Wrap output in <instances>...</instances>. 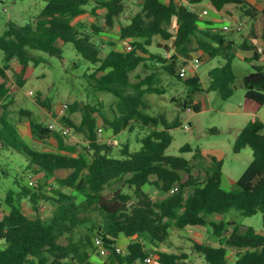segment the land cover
Returning a JSON list of instances; mask_svg holds the SVG:
<instances>
[{
  "label": "trees",
  "instance_id": "16d2710c",
  "mask_svg": "<svg viewBox=\"0 0 264 264\" xmlns=\"http://www.w3.org/2000/svg\"><path fill=\"white\" fill-rule=\"evenodd\" d=\"M45 1L46 6L36 21L24 25L13 20L7 22L0 34V51L3 54L0 76L5 77L12 63L17 61L20 66L17 81L23 86L31 73V64L38 65L41 61L32 55V50L60 56L63 43L71 42L85 59L97 65L96 72H103L97 78L92 74L96 87L118 98L121 116L117 120L104 119L114 133L118 134L127 127L131 132L134 128L132 121L153 128L140 139L138 150H131L127 142L115 151L110 144L98 138L99 109L86 104L79 124L70 119H64V122L85 133L90 150L88 159L83 154L75 156L34 149L14 123L0 116L1 147L22 153L26 157L24 170L40 176L44 183L37 190L21 184L17 190L8 191L4 199L0 197V212L4 202L9 207L0 216V241H3L0 244V264H96L91 253L96 248L97 237L110 250V264H152L145 261L150 254L154 255L155 264H188L187 254L162 251L156 248L157 244L168 238L171 227L182 229L207 224L212 227L220 244L196 243V250L203 254L206 264H226L230 247L238 250L234 264H264V234L252 226L242 228L235 220L213 221L209 218L232 209L246 216L259 212L264 214V123L258 118L249 121L235 138L234 152L250 147L253 160L235 186L224 189L222 159L212 158L205 171L206 177L200 180L192 172V160L203 159L198 148L192 160L167 154L173 141L170 130L181 125L179 117L164 122L163 128H159L161 118L145 112L141 99L144 93L161 94L164 88L154 86L149 78L134 83L130 77L141 63L156 62L159 67L155 70H163L176 77L187 89L180 103L183 110L192 107L195 112L201 111V104L194 100L195 95L202 91L217 90L224 99H228L234 93L236 76L232 63L237 50H254V58L258 60L260 57L255 42L260 38V31L264 38L261 26L264 6L259 9L247 0H211L217 10L228 3L245 7V15L252 20L251 30L248 37L238 43L236 32H223L183 3L143 0L140 10L129 23H120L118 29L119 39L129 41L132 50L119 51L110 42L108 54L101 58L99 51L102 46L93 39L100 29L94 24L89 29L85 23H74V19L87 11L98 16V11L104 9L103 24L114 26L125 10V0ZM201 1L189 0L194 4ZM174 22L177 26L175 32L171 30ZM157 35L164 42L171 41V44L162 46L170 56L151 51ZM197 50H202L210 58L224 60L209 71L206 89L198 73L189 74L186 78L178 73L182 65L188 64L192 52ZM181 58L184 60L179 66ZM145 84L147 86L143 88ZM242 85L246 89L249 108L264 105V66H255L254 71L243 77ZM8 93L7 83L0 81V104ZM77 107L75 103L72 111ZM20 113L31 114L26 110ZM30 127L39 140L45 141L53 135L63 146L61 132L33 119ZM192 150L189 144L180 148L181 152ZM58 169H66L69 174L55 177L57 188L45 189L46 181L54 177ZM184 173L188 175L185 181ZM177 184L178 191L171 193ZM147 186L150 190L146 189ZM106 187H114L109 196L104 193ZM188 187L190 192H187ZM160 192L162 196L154 200V193ZM79 196L82 198L78 199ZM24 198L32 204L33 216L26 213ZM41 201L51 206L46 217L40 213ZM130 201L133 202L132 208L128 207ZM82 227L86 231H82ZM76 233L77 238L74 237ZM120 235L128 237L130 242L117 253L115 245ZM62 237L67 238L66 243L60 241Z\"/></svg>",
  "mask_w": 264,
  "mask_h": 264
},
{
  "label": "rangeland",
  "instance_id": "374dc122",
  "mask_svg": "<svg viewBox=\"0 0 264 264\" xmlns=\"http://www.w3.org/2000/svg\"><path fill=\"white\" fill-rule=\"evenodd\" d=\"M142 1L125 0V10L118 19L119 22L116 21L114 26L100 24L90 11H87L83 15V21H85L84 23L88 28L93 24L96 25L100 29V33H97V35L102 34L106 40H114L112 42L115 44V49L118 47L117 50L126 51L123 48V40H120L119 36L116 35L118 34L116 30L119 28V25L129 23L133 15L140 10ZM247 1L251 2L250 4L252 5L254 4L253 2L255 4L263 2V0ZM176 2L178 4H185L196 13L202 12L205 9L208 10L205 18L217 26L242 21L245 24V28L241 33H237L240 40L238 42L241 43V40L248 37L252 20L245 15L244 6L228 3L221 10H217L211 0H202L195 4V6L189 0H176ZM45 6V0H0V34L10 20L16 21L21 25L36 21ZM261 26L264 28V18L261 20ZM171 30L176 31L175 22ZM114 32L116 33L115 35L113 34ZM97 35L94 34L93 39L102 46L99 56L103 58L108 54V51L103 47L104 41H99ZM261 35L262 32L260 31V38L255 42L256 47L259 45L261 47L264 46V38ZM165 43L171 44V41L164 42L157 35L150 49L154 53L168 57L170 55L166 50L162 49ZM61 48L62 53L60 56L51 55L40 50H32V55L40 58L41 61L38 65L31 64V73L23 86H20L17 81V74L20 70L17 61L12 63L5 77L0 76V81L6 82L9 87L8 96L0 104V116H5L21 129L22 137L34 149L61 152L75 156L83 154L86 158L90 159L89 142L85 133L78 131L73 125L64 122V119H70L75 124H79L82 119L84 106L90 104L96 106L101 112L97 113V122L103 128L102 132L98 131V138L101 142L110 144L115 151L119 150L127 142L130 144L131 150H138L141 147L140 139L148 134L153 127L132 121L131 123L134 128L131 132L128 131L129 128L127 127L120 133L115 134L111 126L104 119L117 120L121 116L122 112L118 106V98L112 93L97 88L96 80L92 77V74H95L96 78L100 77L103 72H96L97 65L85 59L76 50L73 43H63ZM254 52V50L237 52L238 54L232 63L236 79L234 93L231 97L224 99L217 90L202 91L195 95V100L202 105L199 112L182 109L180 103L185 98L187 89L176 77L169 76L163 70H155V67H159V64H156V62L147 61L145 64L141 63L130 74L131 80L134 83L142 82L149 78L151 80L150 83L154 86L164 88V92L161 94L147 92L144 93L141 99L145 104V112L161 118L162 122L159 123V128H163L164 122H171L179 117L181 125L170 130L173 141L167 149V154L182 156L188 160H192L198 148L203 154V159L192 160L194 165L192 172L194 176H199L200 180L206 177L205 171L211 164L212 158L222 159L223 187L227 190L235 186V182L253 160V152L250 147L242 149L239 153L234 152L235 138L241 129L249 121L254 120V118H258L264 123V105L256 109L249 108V105L246 104V89L242 85L243 77L249 72L254 71L255 66H264L262 65L264 54L260 55L259 59L261 58V60L258 61L259 59L256 60L254 58ZM194 57H199L200 65L196 71L190 70L189 73H198L202 85L206 89L210 80V69L218 66L220 63H218L217 58H208L198 50L192 52L188 63ZM183 60L182 58L180 59L179 66ZM2 61L3 54L0 51V64ZM146 86V84L143 85V88ZM75 103L78 104V107L75 111H72L71 107ZM63 104H68L69 106L66 112L61 115L59 111ZM21 110H26L31 114H22L20 113ZM31 119L44 125H48L56 120L60 124L70 127L71 131L68 134L62 133L61 140L63 146L59 145L58 139L53 135L45 141L36 138L31 131ZM186 123H191V130L184 129ZM56 130L61 131L60 128ZM185 144H189L193 150L181 152L180 148ZM25 162L26 157L22 153L4 149L0 143V197L2 199L5 198L8 191L17 190L21 184L31 190H37L40 184H44L40 176L27 172L26 169L24 170ZM68 174V170L58 169L55 176L46 181L45 189L57 188L58 184L55 181V177H65ZM182 177L183 181H185L188 175L184 173ZM30 179L34 181V185L32 186L28 183ZM114 185L117 186V184ZM113 188L106 187L104 193L107 196L111 195ZM64 190L70 191L68 188H64ZM124 190L126 189L124 188ZM190 191L191 188L188 187L187 192ZM159 194L162 195L163 193L160 192ZM81 198L82 196H79L78 199ZM159 198H156V200ZM132 203V201L128 202L129 208H132ZM23 206L27 214L30 216L35 214L28 198L23 199ZM40 206L42 209L40 213L43 217H46L51 211L50 204L41 201ZM8 209V205L4 202L0 216L7 212ZM220 217L222 218L220 219ZM209 218L213 221L235 220L242 228L252 226L259 232L264 231V214L262 212L246 216L238 210L232 209L223 214L211 215ZM81 230L86 231L84 227ZM212 231V227L208 224L204 226H187L182 229L171 227L168 231V238L164 242L157 244L156 248L177 254H187L188 259L186 262L188 264H206L203 254L198 252L195 246L196 243L219 245L220 241ZM74 237L77 238L78 234L76 233ZM60 241L66 243L67 238L62 237ZM2 242L0 241L1 245L3 244ZM237 251V248H228L226 264H234ZM91 255L92 261L96 264H110L109 257L101 254L99 247L95 248ZM151 263L155 264L154 260Z\"/></svg>",
  "mask_w": 264,
  "mask_h": 264
},
{
  "label": "built area",
  "instance_id": "2783aa9c",
  "mask_svg": "<svg viewBox=\"0 0 264 264\" xmlns=\"http://www.w3.org/2000/svg\"><path fill=\"white\" fill-rule=\"evenodd\" d=\"M207 14H208V10L205 9L199 15H200V17H205ZM244 28H245V24L242 21L235 22L233 24H227L226 23V24H223L222 26H220V29L223 32H225V33H229V32L241 33L244 30ZM122 44H123L124 50H126V51L132 50V45H131V43L129 41H127V40L123 41ZM256 52L258 54H260V55H263L264 54L263 47L257 46ZM199 65H200L199 57H194V59H192L188 64L182 65L179 68L178 73H179L180 77L186 78L190 74L189 73L190 70L191 71H196L197 68L199 67ZM68 106H69L68 104H63L61 109H60V111H59V114L63 115L66 112V110L68 109ZM187 109H188V111H192L193 110L192 107H188ZM48 127L50 129H52V130H56V129L60 128L61 129L60 132L63 133V134H68L71 131L70 127H67V126H65L63 124H60L56 120L54 122L49 123ZM184 129L191 130L192 129L191 123L190 124L186 123L184 125ZM102 130H103V128H101V127L98 128L99 132H102ZM28 183L31 186L34 185V181L32 179H30L28 181ZM177 191H178V184L173 186L170 192L171 193H175ZM95 243H96V248H98V247L100 248V253L101 254H103L105 256H109L110 250L103 246V243H102V241H101V239L99 237L96 238ZM115 247H116L117 253L122 252L123 248L121 246L115 245ZM153 260H154V255L153 254H150L145 259V261L148 262V263L153 262ZM103 264H105V263H103ZM190 264H194V263H190Z\"/></svg>",
  "mask_w": 264,
  "mask_h": 264
},
{
  "label": "crops",
  "instance_id": "0c3cea01",
  "mask_svg": "<svg viewBox=\"0 0 264 264\" xmlns=\"http://www.w3.org/2000/svg\"><path fill=\"white\" fill-rule=\"evenodd\" d=\"M163 1V0H162ZM169 0H165L164 2H168ZM251 3V2H250ZM254 4V6L255 7H257V8H259V9H261V8H263V6H264V0H263V2L261 3H259V4H255V2H253ZM197 4V3H196ZM193 6H195V4H193ZM105 10L104 9H101V10H99L98 11V16H95V15H93V16H95V18L97 19V21H99V23L100 24H103V15H104V12ZM89 12V11H88ZM201 12H198V14H200ZM86 13H84V14H82V15H80V16H78V17H76L75 19H74V23H84L85 21H83L84 19H83V15H85ZM91 14V13H90ZM214 21V20H213ZM218 27H220V26H218ZM176 28H177V26H176ZM201 28H203V26L201 27ZM114 29H115V27H114ZM118 29L119 28H117V30H116V33L118 32ZM103 33V32H102ZM115 32L113 33L114 35L116 34ZM110 35V34H109ZM116 35H118V34H116ZM97 37H98V40L99 41H104L103 42V47L104 48H106V50L107 51H109V49H110V45H109V43L110 42H112V41H114V40H112V39H105L104 37L105 36H103L102 34H99V35H97ZM235 38H236V40L237 41H240L239 40V38H238V36H237V33H236V36H235ZM241 41H243V40H241ZM239 43V42H238ZM260 46V45H259ZM263 48H264V46H263ZM116 49H118V47H116ZM198 51H200L201 53H203V54H205L208 58H210L205 52H203L202 50H198ZM243 51H245L244 49H238L237 50V52L239 53V52H243ZM246 51H250V50H246ZM172 52V51H171ZM236 52V54H238ZM261 57V56H260ZM217 59H218V63H220V64H222L223 62H224V60L223 59H221V58H219V57H216ZM216 58H211V59H216ZM245 59H247V57H245ZM261 60V58L258 60V61H260ZM264 61V60H263ZM219 64V65H220ZM262 65H264V62H263V64ZM216 67V66H215ZM214 68V67H213ZM212 69V68H211ZM210 69V70H211ZM195 102H198L197 100H194ZM201 104V103H200ZM202 106V105H201ZM254 119H256V118H254ZM97 127L98 128H100L101 126H100V124H99V122L97 123ZM102 128V127H101ZM19 131H20V133H21V135H22V132H21V129H19ZM23 136V135H22ZM24 138V137H23ZM49 139V138H48ZM24 140L28 143V141L24 138ZM59 145H60V143H59ZM61 146V145H60ZM218 159V158H217ZM148 187V186H147ZM147 190H150V187H148V188H146ZM162 195H160L159 193H154V195H153V198L156 200V198H159V197H161ZM222 217H220V219H221ZM199 226H201V225H199ZM257 231V230H256ZM257 232H259V231H257ZM259 233H262V234H264V231L263 232H259ZM129 242H130V239L128 238V237H126V236H124V235H120L119 236V238L116 240V245H119V246H121L122 248H123V250L127 247V245L129 244ZM154 262H155V258H154Z\"/></svg>",
  "mask_w": 264,
  "mask_h": 264
}]
</instances>
